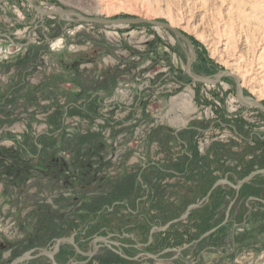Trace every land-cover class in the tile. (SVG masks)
I'll list each match as a JSON object with an SVG mask.
<instances>
[{
    "label": "rangeland",
    "instance_id": "374dc122",
    "mask_svg": "<svg viewBox=\"0 0 264 264\" xmlns=\"http://www.w3.org/2000/svg\"><path fill=\"white\" fill-rule=\"evenodd\" d=\"M33 6L168 22L194 45L193 73L213 78L229 69L241 79L243 95L264 104V0H5L0 5V264L31 249L50 248L54 238L41 247L28 245L45 205L61 213L75 209L73 218L79 220L86 212L82 203L102 191L128 199L130 206L115 205L112 212L98 208L92 220L96 228L105 224L121 232L128 227L148 247L190 248L131 260L100 247L90 259L63 251L54 256L55 263L43 256L27 264H264V176L241 194L248 203L239 209L242 222L232 211L228 229L221 226L194 244L221 223L230 196L221 184L188 217L155 230L148 243L153 225L182 216L215 179L264 168V113L238 103L231 77L216 85L193 82L184 72L188 47L167 29L41 17ZM42 83L43 94L33 100ZM90 94L94 100L85 110L63 111L67 103L81 105ZM98 99L101 105L95 106ZM49 123L55 124L56 135L47 141V152L33 164H20L26 156L21 147L3 138L11 135L31 145L48 132ZM197 126L203 130L182 131ZM178 135L191 141L188 161ZM89 136L97 139L96 146L77 147L70 140ZM209 153L214 156L212 177L200 192L190 170L177 176L160 169L168 168L162 162L165 154L181 157L179 166L189 162L194 169L198 157ZM88 241L85 251L92 250Z\"/></svg>",
    "mask_w": 264,
    "mask_h": 264
},
{
    "label": "trees",
    "instance_id": "16d2710c",
    "mask_svg": "<svg viewBox=\"0 0 264 264\" xmlns=\"http://www.w3.org/2000/svg\"><path fill=\"white\" fill-rule=\"evenodd\" d=\"M41 87H44V83L39 84V85L37 84L35 91L31 94V96L34 95L32 97L33 100L39 99L38 95L43 94V93H41V92H43ZM93 95L94 94H90L81 103V105H78L74 102L67 103L63 107V111L66 112L67 108L69 109L71 107H75L81 111L85 110L86 106L91 105V103L93 102V100H94ZM26 97H29V95L27 94ZM22 98H23V96L21 97V100H22ZM9 102H10V100H9ZM10 103H11V105L13 104V102H10ZM21 104H22V102H21ZM95 104H96L95 106L101 105L100 99H98L97 102H95ZM65 112L63 113V115H65ZM51 119L53 120L52 116H51ZM223 124L224 125H230L229 123H223ZM48 125H49V129H47L48 132L44 133L43 135H40L36 139H33V142L31 143V145H27L25 143H20V141L17 137H13L11 135H8L7 137L3 138V140H11V141L17 143L21 147L22 151L24 152V154L26 156H24L23 158H20L21 159L20 164H22V165L33 164L34 160L39 159V157L41 156V153L43 154V153L47 152L46 150L49 149V144L47 141L52 140L53 137H55V135H56L55 124L49 123ZM59 125H60V123H58L57 127ZM190 130H192L191 132L202 131L203 128L198 127V126L197 127H188V128L183 129L182 131H187V133H189ZM84 138L85 137H76L75 139L72 138L70 140L72 142H74V140H75L74 144L77 147H82L83 145H80V144H85V143L89 144V146H91V147L93 145H95V146L97 145V142H96L97 139H95L93 136H89V137H87V139H84ZM175 139L177 141H178V139H180L187 144V146H188L187 152L189 153V155L187 153H184V155H185L187 161H188V159H191L192 154L190 152L189 144L187 143V141L184 140L180 135H178V137ZM211 151H212L211 153L214 155L215 154L214 148ZM211 153H209L208 154L209 156L207 155V157L204 155H200V157H198V159L196 160V164L194 163L195 164L194 169L192 167H189V162H185V163H183L182 166H178L179 168L178 167L176 168L178 163L171 162V161L170 162H171V164H173V168H170V166H171L170 163L169 164L166 163L168 165L167 171H165L166 169H162V168H160V169L165 174L171 173V174H174L177 176H184V173L186 174L187 170H190L191 171L190 179L193 182V185L195 184L194 186L198 190V192H200L201 190L205 189V186L207 185L209 179H211V177H212V176H209L213 172V168H214V166H213L214 156H212ZM177 169H179V170H177ZM249 172L250 171L246 172L244 175H241V176H239L237 174L228 173V175H229L228 179L231 182L235 183V182H237L238 179H241L243 176L247 175ZM261 176H264V174H260V175L255 176L254 178H252L250 181H248L247 183H245L242 186L239 194L236 197L234 204L231 207L228 222L226 223V225L222 226L219 230H222V229L226 230L229 228V226L232 222V220H231L232 211H234V218L238 219L239 223L242 222L243 220H245V216L243 215V213L239 212V209L240 208H245V209L248 208V207H246L247 205L245 203V201L247 200V197L246 196L241 197L242 196L241 194L243 192L247 191L248 184L250 186V183L252 182V180H254L257 177H261ZM143 182L148 186V184L144 180H143ZM225 186L227 188H229V195L230 196H229V199L227 201H225L226 205H225V207L221 213V220L220 221L223 220L227 206L229 205L230 201L235 198V195H236L235 190L233 188H231L228 185H225ZM248 190H251V188H249ZM178 191H180V190H178ZM207 191L205 192V194L207 193ZM176 194H178V193H176ZM182 195L183 194H181V196ZM259 196L262 197L263 193L260 194ZM147 197L148 196H146L144 198V196H142L140 198V200H145ZM178 197H179V194L176 195V198H178ZM116 198H118V197H115V194L113 192H110V191L99 192V194L91 197L90 203H82L81 209L86 210V212H85V215H81L79 217V220L73 218L74 213H75L73 211L75 209L70 211V212L61 213L58 209H51V208H49V206L45 205L43 213L39 217L37 223L34 225V228L32 229L33 231L31 232V234H33V235L29 237L28 245L41 247V246H44L47 242H49L50 240H52L55 237H65V236H69V235L75 233L76 234L75 241L77 242L79 248L81 250L85 251V250H87L85 248L87 246V241L85 242V239L89 240V238H91L94 235L106 234L108 232L123 234V233H125V230H126V233H132V232L127 231L128 227L121 228L122 229L121 232L115 231L113 228H111L110 226L105 225V224H103L99 228H96L97 222L93 223V221H92L94 217H96V218L98 217L97 215H98L99 209L106 207L108 212H112L113 207L115 205H125L126 209L128 208V206H130L128 199H126V198L116 199ZM109 199H111L112 201L107 203V201ZM137 199H139V198H137ZM137 199L134 201V203L137 202ZM183 201H182V203H183ZM115 202H116V204H114ZM110 205H113L112 208H110ZM132 210H134V209H132ZM137 240H138V238H137ZM199 244H201V243H199ZM156 248H158L159 250H157ZM166 248H168V247H166V246L152 247L151 246V247H148L146 250L149 252H160ZM189 248H186V249H189ZM105 249H107V248H105ZM63 251L64 252L67 251V254H69V255L75 254V250H74L73 246L70 244H67V243H64L60 246L59 253H61ZM169 254H174V251L170 250V251L165 252V255H169ZM128 255H131V254L128 253ZM77 257L86 259V257H83V256L78 255V254L76 255V258ZM40 259H43V257H39V258L35 259L33 262H36Z\"/></svg>",
    "mask_w": 264,
    "mask_h": 264
},
{
    "label": "water",
    "instance_id": "95a60500",
    "mask_svg": "<svg viewBox=\"0 0 264 264\" xmlns=\"http://www.w3.org/2000/svg\"><path fill=\"white\" fill-rule=\"evenodd\" d=\"M4 1L5 0H0V5ZM27 1L29 2V0H27ZM33 7L37 11L38 15H40L41 17L55 15V16H57V18L59 20L67 19V20L76 21V22L97 23V24H103V25L149 24V25H152L155 27H161V28L167 29V30L171 31V33H173L174 36L178 40L183 41L186 44V46L188 47V52H187L188 56H187V62L184 66V72L188 77L191 78V80L193 82L204 83V84H208V85H216L219 82H221V80L224 77H226V76L231 77L235 83V96H236V100L238 101V103L243 107L258 108L259 110H261L264 113V104H262L261 102L255 100V99L248 100V98H246L243 95L242 88H241V79L236 74H234L231 70L222 69L213 78H210L207 76H201L199 74L193 73L191 71V67L196 60V51H195L194 45L187 35H185L182 31H180L178 28L172 26L168 22L157 20V19H152V18H146V17L107 18V17H102V16H88V15H84V14H82V13H80L74 9H56V10L46 9L45 10V9H41L37 6H33ZM3 36L6 37L11 43L14 44L12 39L7 34H3ZM260 174H264V168L251 171L250 173H248L247 175H245L244 177L239 179L236 183H233L226 178L216 180L215 183L212 185V187L208 190L207 194L202 198V200L196 204L189 205L186 208V211L182 216H180L176 219H173L172 221L166 223L163 226H153L152 229L150 230L148 243H150L152 241V233L155 230L164 231L172 223H175L177 221L185 219L189 215L190 210L192 208L198 207L203 201H205L210 196L211 192L216 187H218L221 184H227L235 190V194H236L235 198L229 203V205L225 211L224 218L221 221V223H219L218 225L213 226L212 228L208 229L207 231L202 233L194 241V244L199 243L200 241H202L203 239H205L209 235L213 234L221 226H223L224 224H226L228 222L231 207L234 204L236 197L240 192V189L242 188V186L246 182L250 181L252 178H254L255 176L260 175ZM246 205L248 207V203ZM111 235L112 234L110 233V234H108L107 237L98 236L95 239H93V248L91 251H83L79 248L77 242L75 241V233L71 234L70 236L54 238L53 239V245L51 248H48V247L39 248L36 253H35V249H31L27 252L22 253L18 257L14 258L9 264H27L29 261L34 260V259L39 258V257H43V256L50 258L52 260V262L55 263L53 258L59 252L61 244H64V243H67V244H70L73 246V248L75 250V255L78 254V255H81L83 257H86L87 259H90L91 257H93L94 254L98 251L99 247L101 246V244L96 243L97 240H103L106 247H108L109 249H111L112 251L117 253L118 255H120L126 259H131V260L144 259V258L157 259L160 254L165 253V252L170 251V250L175 251L178 254L179 252H181V250H183L189 246V245H185L179 249L168 248V249H165L158 254H152L150 252H141L134 257H130V256L123 254L119 249H115L113 247V245H116V243L114 241H111L108 239V237Z\"/></svg>",
    "mask_w": 264,
    "mask_h": 264
},
{
    "label": "flooded vegetation",
    "instance_id": "af4514ba",
    "mask_svg": "<svg viewBox=\"0 0 264 264\" xmlns=\"http://www.w3.org/2000/svg\"><path fill=\"white\" fill-rule=\"evenodd\" d=\"M178 132V131H177ZM176 132V133H177ZM175 133V134H176ZM189 142H191L190 140H188ZM178 142L182 145V147H183V153H187L188 155H189V153L187 152V148H188V146H187V144L184 142V141H182V140H180V139H178ZM189 142H188V144H189ZM191 144V143H190ZM189 144V148H191V146L192 145H190ZM192 149V148H191ZM165 150V149H164ZM167 153H168V151H167ZM163 159H165V160H163L162 162L163 163H170V168H173V164H171V162H176V163H178L177 164V166H176V168L179 166V162H180V160L182 161V158L181 157H177V158H173L172 156L171 157H169V155H167V154H165V155H163ZM174 160V161H173ZM171 161V162H170ZM148 166H150V164H147L146 166H144V167H142V170L143 169H145V168H147ZM165 171H167V169L165 170ZM169 171V170H168ZM170 172V171H169ZM227 179V178H226ZM229 180V179H228ZM138 181H139V183H141V186L143 187V188H147V185L146 184H144L143 183V181H142V179H141V177H140V175H138ZM216 181V180H215ZM215 181L213 182V184L215 183ZM230 181V180H229ZM225 185H227V184H225ZM229 186V185H228ZM212 187V186H211ZM210 187V188H211ZM209 188V189H210ZM232 188V187H231ZM208 189V190H209ZM208 192V191H207ZM207 194V193H206ZM205 194V195H206ZM210 197V196H209ZM208 197V198H209ZM207 198V199H208ZM206 199V200H207ZM232 201V200H231ZM230 201V202H231ZM228 207V206H227ZM227 209V208H226ZM188 217V216H187ZM153 226H158V225H153ZM152 226V227H153ZM152 227H151V229H152ZM108 234H110V233H107V234H103V235H101V234H98V235H94V236H92L91 238H89V241L87 240V239H85L86 241H88V242H90L91 244H93V239H95L96 237H98V236H102V237H107L108 236ZM112 235L111 236H109L108 237V239L109 240H111V241H114L115 243H116V245H113V247L115 248V249H119L123 254H125V255H127V256H129L128 255V253L129 254H132L133 253V251H134V249L136 248H139V251H137L136 252V254H139V253H141V252H149V251H147L146 249H147V243H140L138 240H137V238H135L134 236H133V233H124V234H118V233H111ZM149 234H150V231H149V233H148V236H149ZM75 236H76V234H75ZM128 239H131V241H130V243H129V241H127ZM83 241V240H82ZM97 244H101V246L100 247H104V248H108V247H106V245H105V243H104V241L103 240H97V242H96ZM140 244V245H139ZM52 245H53V243L50 245V248L52 247ZM62 245V244H61ZM99 247V248H100ZM92 248H93V245H92ZM109 249V248H108ZM166 249H168V248H166ZM111 250V249H110ZM165 250V249H164ZM114 252V251H113ZM162 252V251H161Z\"/></svg>",
    "mask_w": 264,
    "mask_h": 264
},
{
    "label": "bare ground",
    "instance_id": "6f19581e",
    "mask_svg": "<svg viewBox=\"0 0 264 264\" xmlns=\"http://www.w3.org/2000/svg\"><path fill=\"white\" fill-rule=\"evenodd\" d=\"M234 73V72H233ZM235 74V73H234ZM237 75V74H236ZM238 76V75H237ZM239 77V76H238ZM249 100V99H248Z\"/></svg>",
    "mask_w": 264,
    "mask_h": 264
}]
</instances>
